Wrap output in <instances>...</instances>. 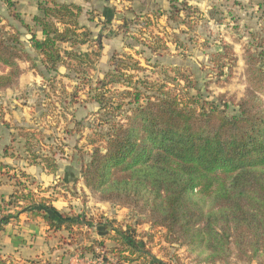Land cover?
Segmentation results:
<instances>
[{"label":"trees","instance_id":"obj_1","mask_svg":"<svg viewBox=\"0 0 264 264\" xmlns=\"http://www.w3.org/2000/svg\"><path fill=\"white\" fill-rule=\"evenodd\" d=\"M37 7L39 13L32 21L41 36L28 24L26 28L45 70L58 73L64 65L90 79L89 71L101 51L92 31L79 23L82 7L57 0H37ZM149 17L123 20L137 23ZM155 38L152 51L166 47L168 41ZM221 46L212 61L218 81L228 82L238 57L232 44L223 41ZM244 60L246 91L230 103L225 94L207 99L196 80L180 70L164 80L140 77L134 72L144 69L141 61L128 54H115L112 69L94 87V100L108 128L96 132L91 159L82 163L85 184L101 200L131 208L138 216L137 225L165 229L169 244L185 246L206 264L229 263L233 257L247 263L264 262V37L244 46ZM20 61L31 62L37 69L20 36L5 33L0 21V90L18 85L24 72ZM92 83L91 79L88 85L93 88ZM114 84L124 90L112 93ZM88 85H75L72 97ZM24 134L29 160L33 164L40 160L47 172H57V160L37 154L34 138ZM7 152L6 148L4 155ZM6 168L9 166L0 159V173ZM37 188L38 192L15 187L9 198L0 192V205L14 207L0 216V232L24 213L30 219H43L54 231L72 232L83 223L80 215L70 216L53 204L69 190L64 182L47 187L38 184ZM116 235L113 239L121 245L122 259L156 264L140 248L131 225L117 229ZM94 241L104 249L103 242ZM82 249L94 252L91 246ZM0 263L8 264L5 260Z\"/></svg>","mask_w":264,"mask_h":264},{"label":"rangeland","instance_id":"obj_2","mask_svg":"<svg viewBox=\"0 0 264 264\" xmlns=\"http://www.w3.org/2000/svg\"><path fill=\"white\" fill-rule=\"evenodd\" d=\"M57 1L82 7L79 23L92 31L93 38L98 39L101 53L94 69L89 71L90 79H84L83 73L76 74L64 65L60 66L58 73L47 72L31 47V34L26 28L28 24L41 36L32 21V17L39 13L37 0H12L10 6L0 0L3 31L18 34L22 46L38 65L34 69L31 62L20 61L24 72L18 85L0 90V159L9 166L0 173V192L6 198L17 190L15 187L38 192V184L47 187L65 177L67 183L62 182L69 190L63 191L64 195L53 204L70 216L80 215L84 221L72 232L63 231L56 237L50 235L53 239L49 241L46 252L30 254L21 249V245L28 240L21 232L31 228L25 213L21 214L19 220L12 221L0 234V262L82 264L72 261L77 253L86 262L100 259L103 264H143V260L139 259L134 262L122 259L121 245L113 239L117 236V229H126L131 225L138 236L140 248L151 254L152 263L206 264L199 261L197 253L190 254L185 246L169 244L164 237L165 229H153L149 224L137 225L138 216L132 213L131 208L101 200L85 184L82 163L91 159L94 142L98 138L96 132H104L108 128L107 123L103 125L104 113L100 112L99 104L94 100V87L97 80L112 69L111 59L115 54H128L141 61L144 69L134 72L140 77L164 80L168 74L174 75V70H180L196 80L197 88L207 99L213 100L225 94L224 99L229 103L239 100L247 87L244 46L264 37V0ZM147 15L150 20L141 19L128 24L123 20L124 17L131 20ZM155 36L163 38L165 43L168 41L166 47L152 51L150 46H154ZM223 41L232 44L238 57L228 82L218 81L212 61L214 54L222 49ZM81 48L87 50V46ZM39 71L44 72V76ZM91 79L93 88L88 85ZM77 84L88 86L80 88L72 97ZM110 88L112 93L124 90L117 84ZM195 93L196 90H192V94ZM24 132L34 138L37 154L51 155L58 162L57 172H48L51 177L49 183L39 179L45 170L41 161L33 164L29 160L31 157L26 152L25 137L22 136ZM6 148L8 155H4ZM22 172L28 176H23ZM0 206V216L14 211L13 206ZM40 230V226L35 225L33 237L38 236ZM26 236L30 237L29 234ZM94 240L103 242L104 249L101 250L102 246ZM84 246H91L94 252H83ZM216 264L264 262L255 260L247 263L233 257L229 263Z\"/></svg>","mask_w":264,"mask_h":264},{"label":"crops","instance_id":"obj_3","mask_svg":"<svg viewBox=\"0 0 264 264\" xmlns=\"http://www.w3.org/2000/svg\"><path fill=\"white\" fill-rule=\"evenodd\" d=\"M106 2V1H104ZM42 174L41 175V178L39 176V179H43L45 180V183H49L51 177L49 176L50 173H48L46 170H44V172L42 171ZM65 177L62 179H60L61 181H64ZM65 183H67L66 181H64ZM48 195V194H46ZM63 195H58V198L61 197ZM58 198H56L53 202H55L56 200H58ZM55 206H57V204H54ZM26 215V214H25ZM22 215H20V218H21ZM19 218V219H20ZM26 218L30 221L28 223H30L31 225V228L29 230H23L25 232H21L22 235L25 236L26 239V242L21 245V249L24 251V252H29L30 254H32V252H34V254H38V253H44L47 251L48 249V243L49 241H51L53 239V237H50L51 236H58L59 234L61 235L63 233V231L65 230H62V231H54V230H51L48 225L44 222L43 219L39 218V219H30L27 217L26 215ZM18 219V220H19ZM17 221V220H16ZM12 223H10L9 225H11ZM37 224L40 226V234L38 236H34L32 235V233H34V231H32L33 229H35V225L37 226ZM7 225V226H9ZM6 226V227H7ZM5 227V228H6ZM3 232V231H2ZM1 234V232H0ZM27 234H29V238L26 236ZM64 235V234H63ZM22 240V239H20ZM72 261H75V262H80L82 264H91V262H89V260H82V258H80V255L79 254H75L73 257H72Z\"/></svg>","mask_w":264,"mask_h":264},{"label":"built area","instance_id":"obj_4","mask_svg":"<svg viewBox=\"0 0 264 264\" xmlns=\"http://www.w3.org/2000/svg\"><path fill=\"white\" fill-rule=\"evenodd\" d=\"M91 264H103V262L100 259H98V260H93Z\"/></svg>","mask_w":264,"mask_h":264}]
</instances>
